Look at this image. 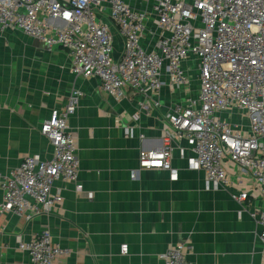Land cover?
<instances>
[{
	"label": "crops",
	"instance_id": "1",
	"mask_svg": "<svg viewBox=\"0 0 264 264\" xmlns=\"http://www.w3.org/2000/svg\"><path fill=\"white\" fill-rule=\"evenodd\" d=\"M123 44L115 31L116 58ZM190 76L184 87L173 88L165 77L157 94L145 98L128 88L116 100L97 78L72 72L67 48L0 26V173L28 155L52 158L41 124L73 92L83 94L68 122L78 132V181L56 182L63 202L50 214L28 221L0 213V264H30L19 243L43 229L70 250L55 264H165L162 255L180 244L191 248L186 252L192 264H260V230L232 196L250 190L251 177L228 164V189L210 187L203 170L191 163V142L175 136L170 169L139 168L141 150L168 143L167 116L174 105L197 95L194 70ZM3 195L0 188V203ZM249 199L264 208V199ZM123 244L129 246L126 255Z\"/></svg>",
	"mask_w": 264,
	"mask_h": 264
},
{
	"label": "built area",
	"instance_id": "2",
	"mask_svg": "<svg viewBox=\"0 0 264 264\" xmlns=\"http://www.w3.org/2000/svg\"><path fill=\"white\" fill-rule=\"evenodd\" d=\"M0 26L67 48L72 72L97 78L116 100L125 98L128 88L145 98L157 94L165 77L173 88L187 86L194 70L197 95L174 105L167 116L168 143L141 150L139 168L170 169V137L175 136L191 142V163L203 170L210 187L228 189V164L251 177V189L232 196L260 230L264 264V208L249 199H264V0H0ZM115 31L124 41L117 58ZM82 95L73 92L41 124L52 158L28 155L0 173V213L14 212L28 221L50 214L63 202L56 182L78 181V132L68 122ZM19 248L30 264H55L70 254L49 229L21 241ZM189 249L180 244L162 258L165 264H192ZM128 252L123 244L121 253Z\"/></svg>",
	"mask_w": 264,
	"mask_h": 264
}]
</instances>
